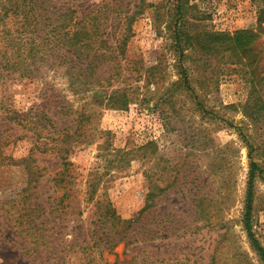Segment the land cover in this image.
<instances>
[{
  "label": "rangeland",
  "instance_id": "374dc122",
  "mask_svg": "<svg viewBox=\"0 0 264 264\" xmlns=\"http://www.w3.org/2000/svg\"><path fill=\"white\" fill-rule=\"evenodd\" d=\"M181 2L183 17L178 30L185 29L191 42L221 34L217 48L203 56L202 50L185 44L186 36L181 35L186 54L182 62L191 90L179 82L173 31L177 0H146L143 14L132 23V36L120 60L131 67L133 73L124 77L134 78L129 82V95L134 93L136 100L122 110L95 106L99 116L90 126L103 131L98 143L105 140L107 148L78 146L68 159L76 191L64 220L49 224V216L47 229L53 227L51 234L56 233L50 250L54 258L43 257L46 250L32 253L30 239L18 234L7 215L0 216V264H63L60 256L64 264H86L91 257L85 259L80 241L92 235L94 206L86 200V188L95 175L100 180L94 196L110 202L122 219L138 215L153 185L168 187L142 215L141 223L129 231L128 238L135 242L123 241L111 252L103 250L100 259L95 249V264H263L251 246L243 217L251 152L259 167L254 175L251 224L264 246V15H260L264 0ZM114 3L123 7L120 17H125L137 0H72L68 4L78 5L80 14L103 6L108 9ZM107 9L101 12L115 28L108 27L104 37L114 45L120 18ZM7 49L13 53L15 48ZM14 60L6 64L0 60V73L4 74L0 79V110L4 109L0 111L4 158L0 157V215L15 211L11 201L22 205L21 189L27 185L24 166L29 164L32 147V142L18 139L19 134L8 129L6 113H29L34 118L45 107L52 122L63 128L67 119L57 116L59 103L78 107L93 97L62 66L38 65V72L18 78L12 72L19 68ZM27 68L34 70L29 62ZM152 140L157 146L155 157H150V148L144 151L147 155L140 149ZM123 148L134 154L123 163H107L114 157L103 149ZM33 154L37 158L40 153ZM58 162L46 154L31 163L39 176L30 193H43L36 200L34 195L33 203H51L47 198L56 196L49 188ZM149 230L156 231V239L146 240ZM80 232L83 235L71 247Z\"/></svg>",
  "mask_w": 264,
  "mask_h": 264
},
{
  "label": "trees",
  "instance_id": "16d2710c",
  "mask_svg": "<svg viewBox=\"0 0 264 264\" xmlns=\"http://www.w3.org/2000/svg\"><path fill=\"white\" fill-rule=\"evenodd\" d=\"M69 1L72 0H0V60L6 64L14 58V65L19 68L13 69L12 72H17L18 78L27 76L28 73L38 72L40 70L38 65L53 66L56 64L64 67L71 78L79 80L84 87H87V90L93 92L92 101L78 107H73L68 103L64 104V102L59 103V108L55 110L56 114L61 119H67L63 128H59L52 122L45 107L40 109L37 117L34 118L30 117L29 113L23 116L14 111L6 113V117H4V121L8 123V129L18 133V139L25 138L32 142V147L29 149L31 151L29 154L31 156L28 157L29 164L24 166L27 185L21 189L23 195L20 197V203L22 205L19 206L11 201V207L15 209V213L2 211L0 216L9 215L11 219L8 221L12 222L13 226H17L18 234L25 240L30 239L29 244L32 246L29 249L32 250V253L37 252L38 254L46 250L47 254H44L43 257L47 260L54 258V254L50 250L56 234H51L53 227L47 229L49 216L52 217L49 224L54 225L56 222L64 220V216L68 214V209L72 206L73 193L76 191L74 186L76 182L70 167L72 162L68 160L69 157L78 146L85 147L95 144L102 151V148L107 144L105 140L103 143H98L103 131L90 126L94 117L99 116L95 106L122 110L128 108L129 104L136 100L134 93L129 95V92L132 91L129 82L134 78L124 77L125 74L133 72H131V67L126 66L127 63L122 65L120 60L125 56L126 41L132 36V23L143 14L147 6L146 0H137L133 11L125 17H120L123 7L115 5V3L112 5L114 7H108V9L107 6H103L88 13L79 14L77 12L78 5H69ZM182 4L181 0H177L175 9L178 17L173 30L174 42L175 50L179 53L178 60H176L177 66L181 70L179 82L184 88L191 90L188 84L187 69L182 62L186 54L181 35L186 36L185 40L183 38L185 44L190 43L194 48H199L202 50L200 53L203 56L209 55L214 48H217V36H221V34L208 36L202 39V42L193 38V42H191V38L184 28L182 31L180 28L178 30L179 18L183 17ZM102 8L112 9L110 13H116L115 18H120V22L116 24V28L120 30L114 45H109V39L104 36L107 34V28H115V25L109 26V17L101 12ZM260 15H264V9H261ZM9 47L15 48L13 53H9L7 49ZM28 62L33 65L34 70L24 69ZM104 67H108V69L102 71ZM1 74L0 79L4 75ZM121 82L123 84H120ZM197 105L203 112L209 113L202 103H197ZM0 111L4 112V109L1 108ZM2 141L0 136V144ZM156 147V143L152 140L147 141L140 149L143 150L144 155H147L144 151L150 148V157H155ZM1 149L0 157L4 159ZM103 151L114 157L107 163H112L113 160L123 163L130 155L134 154L133 150L124 148L111 151L103 149ZM38 152L40 153L39 157L32 156V153ZM46 154L52 155L59 161L56 169L52 170L53 174L50 179L52 184L49 188L52 189L53 194H57L47 198L48 200L52 199L51 203L45 201L35 204L33 201L40 198L43 193H37V191L30 193V189L34 187L39 176V174L36 175L35 167L31 163H36L40 157ZM249 157L250 172L247 181L243 225L253 250L264 264V246L255 237L251 224L254 175L259 167L252 160L251 152H249ZM23 160L27 159L23 158ZM42 170L40 169V172ZM94 177L93 181H88L86 188V200L92 202L94 206L93 219L90 222V225L93 226L90 231L92 235L88 240L84 237L80 241L84 244L82 251H84L85 259L87 256L91 257L87 259L86 264H95V254H93L95 249L100 259L103 250L111 252L123 241L127 244L135 242V239L128 238L129 231L141 223L142 215L153 207L155 201L168 190V187L153 185L154 187L146 197L145 206L138 215L135 218L122 219L110 202L102 201L101 195L94 196L100 180H97L98 175ZM24 192L27 194L24 195ZM34 195L38 197L33 200ZM5 203L7 204V200ZM62 215L63 217H61ZM156 234V231L149 230L145 233V238L146 240L156 239L158 236ZM82 235L83 233L80 232L70 242L71 247ZM58 258L64 264V257Z\"/></svg>",
  "mask_w": 264,
  "mask_h": 264
}]
</instances>
